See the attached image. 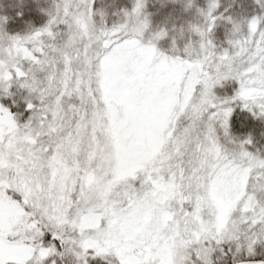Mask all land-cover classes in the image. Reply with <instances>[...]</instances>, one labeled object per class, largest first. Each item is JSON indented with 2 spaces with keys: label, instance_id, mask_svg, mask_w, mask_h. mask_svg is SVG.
<instances>
[{
  "label": "snow or ice",
  "instance_id": "1",
  "mask_svg": "<svg viewBox=\"0 0 264 264\" xmlns=\"http://www.w3.org/2000/svg\"><path fill=\"white\" fill-rule=\"evenodd\" d=\"M146 3L108 27L51 0L23 35L0 15V264H264V154L232 132L264 121V0H187L167 51Z\"/></svg>",
  "mask_w": 264,
  "mask_h": 264
},
{
  "label": "rangeland",
  "instance_id": "2",
  "mask_svg": "<svg viewBox=\"0 0 264 264\" xmlns=\"http://www.w3.org/2000/svg\"><path fill=\"white\" fill-rule=\"evenodd\" d=\"M196 4L204 7L205 0H195ZM187 0H147L146 7L144 9V14L148 16L150 20V30L145 33V38L147 39L152 33L159 31L161 28L168 30L169 37L159 42V47L162 50H169L171 47V40L175 37L174 29L176 27L184 26L186 27L187 22L195 21V10L185 11L184 5ZM226 4L225 1L222 2ZM133 0H96L95 8L97 10H104L106 13L105 23L108 27H112L114 24L123 22L122 10H131ZM251 2H248V6H243L249 12L251 7ZM226 4L225 6H227ZM51 6V0H0V15H5L9 18L7 31L10 34H25L31 28H39L43 26L48 17L45 15L43 10L49 9ZM242 6V4L240 5ZM241 7L235 6L232 9L234 12H239ZM20 13V15H17ZM97 23H99L100 18L96 17ZM226 25L222 22L218 24L215 32V39L218 45L226 46L225 40V30ZM173 35V36H172ZM188 38V33H185V38L181 41V45L186 42ZM195 39V37H193ZM237 85L226 84L224 88H217V95L223 97L225 95H231ZM254 148L253 150H255ZM261 154H263L264 149H259ZM258 253L264 252V249L258 248ZM257 259H264V256L258 255ZM57 264H61L57 260Z\"/></svg>",
  "mask_w": 264,
  "mask_h": 264
},
{
  "label": "trees",
  "instance_id": "3",
  "mask_svg": "<svg viewBox=\"0 0 264 264\" xmlns=\"http://www.w3.org/2000/svg\"><path fill=\"white\" fill-rule=\"evenodd\" d=\"M225 1L226 4H232L233 8H235V6H238V8H240V5L242 4V6H248V2H251V7L250 10H253V8H255L256 6L252 3V0H235V3H233V0H222V2ZM224 4V6L226 5ZM232 8V9H233ZM256 11L259 12V9L256 8ZM182 26H178L176 27L173 35L175 34V37H177V44L178 46L182 47L181 45V41L179 37H178V32L179 29ZM9 28V25L7 24L6 29ZM23 35V34H20ZM172 35V36H173ZM240 120H244L245 121V126H241V124L239 123ZM232 132L234 135L236 136H240V137H244L246 136L249 132H251L254 136V145L256 149H264V136L261 135L262 132H264V121L261 120H255L253 119L248 113H240L239 110H237L236 114L234 115V118L232 120ZM255 149V150H256ZM264 154V151H263ZM46 240L49 239V237L46 236L45 238Z\"/></svg>",
  "mask_w": 264,
  "mask_h": 264
}]
</instances>
